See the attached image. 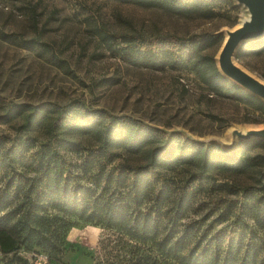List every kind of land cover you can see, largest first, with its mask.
<instances>
[{"label":"trees","instance_id":"16d2710c","mask_svg":"<svg viewBox=\"0 0 264 264\" xmlns=\"http://www.w3.org/2000/svg\"><path fill=\"white\" fill-rule=\"evenodd\" d=\"M187 18L210 19L231 0H117ZM95 33L113 53L153 69L186 68L209 91L249 106L264 118V101L226 76L212 48L223 34L186 36ZM0 38L19 46L46 49L41 42L0 30ZM119 41L116 42V39ZM264 56V35L243 41L235 57ZM264 78V70L261 73ZM0 124L17 135L0 137V252L59 253L69 219L99 225L142 243L174 264H264V140H239L231 147L196 143L141 122L89 109L76 102L0 105ZM41 133V136L35 134ZM79 137L84 153L75 161ZM117 159V160H116ZM231 178L216 208L194 210L203 183ZM248 178L247 184L238 182ZM224 184V183H223ZM200 202L197 206L202 205Z\"/></svg>","mask_w":264,"mask_h":264},{"label":"rangeland","instance_id":"374dc122","mask_svg":"<svg viewBox=\"0 0 264 264\" xmlns=\"http://www.w3.org/2000/svg\"><path fill=\"white\" fill-rule=\"evenodd\" d=\"M231 1L233 7L219 4L218 14L204 19L117 0H0V30L41 42L46 49L31 50L0 38V105L76 102L141 122L166 136L179 133L199 144L216 143L226 148L239 140L255 138L242 139L238 133L264 128V118L257 111L212 94L189 69L133 64L108 49L94 31L103 28L112 34L148 38L221 33V45L212 48L217 61L228 32L250 15L240 2ZM237 49L234 62L264 79V56L238 59ZM15 135L14 125L0 124V137ZM78 140L79 152L67 153L73 161L85 152L82 146L86 138ZM237 181L247 184L249 179ZM230 183L231 178L223 175L203 183L195 208L188 214L196 218L216 208L206 223L211 222L214 228L225 225L226 221L215 220L221 209L217 200L232 195L226 190ZM200 202L203 204L197 206ZM19 254L23 260L0 252V264H174L166 263L161 254L140 242L73 218L69 219L59 253L37 249Z\"/></svg>","mask_w":264,"mask_h":264},{"label":"water","instance_id":"95a60500","mask_svg":"<svg viewBox=\"0 0 264 264\" xmlns=\"http://www.w3.org/2000/svg\"><path fill=\"white\" fill-rule=\"evenodd\" d=\"M237 1L247 8L249 19L228 32L218 53L217 66L224 76L264 101V79L253 75L233 60L234 51L243 41L264 35V0ZM238 136L242 139L252 137L264 139V128L240 132Z\"/></svg>","mask_w":264,"mask_h":264},{"label":"bare ground","instance_id":"6f19581e","mask_svg":"<svg viewBox=\"0 0 264 264\" xmlns=\"http://www.w3.org/2000/svg\"><path fill=\"white\" fill-rule=\"evenodd\" d=\"M249 19V17L245 18L243 21H247Z\"/></svg>","mask_w":264,"mask_h":264}]
</instances>
